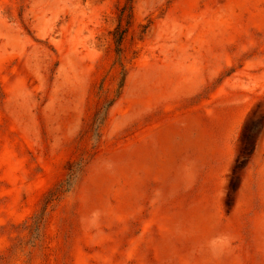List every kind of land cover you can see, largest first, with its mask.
Returning <instances> with one entry per match:
<instances>
[{"label": "rangeland", "instance_id": "rangeland-1", "mask_svg": "<svg viewBox=\"0 0 264 264\" xmlns=\"http://www.w3.org/2000/svg\"><path fill=\"white\" fill-rule=\"evenodd\" d=\"M0 264H264V0H0Z\"/></svg>", "mask_w": 264, "mask_h": 264}, {"label": "trees", "instance_id": "trees-1", "mask_svg": "<svg viewBox=\"0 0 264 264\" xmlns=\"http://www.w3.org/2000/svg\"><path fill=\"white\" fill-rule=\"evenodd\" d=\"M256 145H254L251 149H246V153H244V156L240 157L238 159L235 171L233 172V177L237 176V172L241 170V172H244V170L249 165V162L255 153ZM242 178L239 180L238 185L234 188L235 191H238L241 186Z\"/></svg>", "mask_w": 264, "mask_h": 264}]
</instances>
